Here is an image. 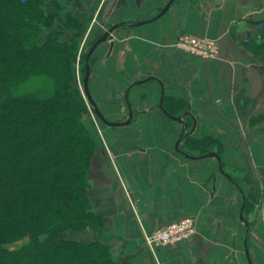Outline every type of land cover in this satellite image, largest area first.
Returning <instances> with one entry per match:
<instances>
[{"label": "crops", "instance_id": "0c3cea01", "mask_svg": "<svg viewBox=\"0 0 264 264\" xmlns=\"http://www.w3.org/2000/svg\"><path fill=\"white\" fill-rule=\"evenodd\" d=\"M169 1L114 0L110 27L118 28L92 53L88 86L105 120L124 123L132 112L124 125L84 119L96 143L93 210L105 218L112 255L128 264H264V219L250 227L240 218L245 192L216 158L175 150L182 126L158 106L184 102L183 136L217 141L223 170L257 176L264 209V59L245 43L264 20V0H174L153 19ZM182 34L217 40L218 59L165 47ZM182 139L180 150L191 151ZM183 217L195 220V235L153 254L144 234Z\"/></svg>", "mask_w": 264, "mask_h": 264}, {"label": "trees", "instance_id": "16d2710c", "mask_svg": "<svg viewBox=\"0 0 264 264\" xmlns=\"http://www.w3.org/2000/svg\"><path fill=\"white\" fill-rule=\"evenodd\" d=\"M259 24L254 53H264ZM60 27L44 0H0V264H128L103 241L105 218L88 192L96 143L74 73L81 26ZM82 63L85 73L86 55ZM165 105L171 116L185 112L177 99ZM182 138L198 150L187 155L220 154L211 138ZM86 230L99 237L64 236Z\"/></svg>", "mask_w": 264, "mask_h": 264}, {"label": "rangeland", "instance_id": "374dc122", "mask_svg": "<svg viewBox=\"0 0 264 264\" xmlns=\"http://www.w3.org/2000/svg\"><path fill=\"white\" fill-rule=\"evenodd\" d=\"M100 1L101 0H44V4L46 6V11L48 13L54 14V15L57 13L60 14V17H61V20L63 23V27H60V29L63 28L62 30L66 31V29H68L70 27L72 20H75V19L78 20L80 23V26H81V32L80 33L81 34L79 33V31L78 32L75 31V34H74L75 36L72 34V36H74L73 38L78 36L77 37L78 41H77V45H76V48H77L76 68H75L74 73H75V78H76V83H77L78 89L82 95V98H83V100L86 104V108H87V114L84 116V119L86 120V122H91L96 128H98V126L100 125L99 124L100 120L95 115L93 108L87 102L86 97L84 96V92H83L82 80H83L84 72L82 69H83L84 63H82V59H83V57H85V55L87 54V52L90 49V47L92 46V44L107 30L108 27H110V24L115 20L114 16L112 15L113 14V4L112 3L114 2V0H111V1L106 0L105 3H101ZM68 16H70V17H68ZM58 24L59 23H57L56 25H58ZM56 27H59V26H56ZM71 28H74V27L71 26ZM261 28H262V25L258 24L257 30H259ZM69 36H71V33L69 34ZM260 39H261V36L258 34V31H257V34H255L254 39H250L247 36L245 43L251 49L252 46H251L250 42L251 41H258ZM165 47L166 48H172V47H170V44H167ZM172 49H174V48H172ZM255 54L259 55L262 59H264V56H263L264 53L263 52H255ZM100 56H101V54L97 52L96 58H100ZM89 60H90V62H89L90 67H93V65L95 64V61H96L95 55L92 54L90 56ZM89 91H90L91 97L93 98L90 88H89ZM181 108L184 109V106ZM178 117H180V116H178ZM190 138L195 139L194 137H190ZM199 140H203V139H199ZM184 145H186V146H183L184 149L190 148L192 153H196L198 151L196 148H195L196 151L195 150L193 151V149L191 147L192 144L189 140L185 141ZM214 146H215L214 147L215 150H218L220 153V151H221L220 144L217 142V144ZM225 171L230 173L232 176H234V178L238 181V185L241 186L245 192V201H244L245 208L242 212L243 213L242 218L250 221L249 222L250 227L253 226V224L256 222V220H258L260 218L264 219V216H263L264 215V209L262 207V203H263L262 197L263 196H262L261 180L257 176L247 172L244 168H242L240 166L237 167V166L228 165L225 167ZM88 180H89V184H90V177ZM90 186H91V184H90ZM88 192H90V188H89ZM241 203L243 204V201H241ZM92 209H93V205H92ZM194 222H195V220H194ZM90 232H92V231L86 230V231L78 233V234L75 233V236H72L69 233L65 234L64 236L67 238H80V239H83L85 241L94 240V239L99 237L98 234L93 232L94 235H92L93 233L91 234ZM103 233H102V237L104 236ZM195 233H196V223H195V231H194V234L192 235V237L195 235ZM103 241L106 244H108L107 240L104 237H103ZM236 242H232L230 244V250L240 252V247ZM110 252H111V250H110Z\"/></svg>", "mask_w": 264, "mask_h": 264}, {"label": "built area", "instance_id": "2783aa9c", "mask_svg": "<svg viewBox=\"0 0 264 264\" xmlns=\"http://www.w3.org/2000/svg\"><path fill=\"white\" fill-rule=\"evenodd\" d=\"M170 47L185 54L202 60H216L219 57V44L215 39L191 34L180 35ZM195 231V222L191 217H183L157 227L150 233L144 234V242L150 251L176 245L189 240Z\"/></svg>", "mask_w": 264, "mask_h": 264}, {"label": "water", "instance_id": "95a60500", "mask_svg": "<svg viewBox=\"0 0 264 264\" xmlns=\"http://www.w3.org/2000/svg\"><path fill=\"white\" fill-rule=\"evenodd\" d=\"M174 0H170L166 6L163 8V10H161L160 14L158 16H156L155 18L153 19H156L157 17H159L160 15H162L170 6V4L173 2ZM151 19V20H153ZM149 20V21H151ZM118 25H113L111 26L108 30H106L93 44L92 46L90 47V49L88 50L87 54H86V65H85V73H84V76H83V80H82V85H83V92H84V96L86 97V100L87 102L89 103V105L93 108V111L95 113V115L99 118V120L101 122H103L104 124H107V125H110V126H117V125H124V124H127L131 117H132V112L131 110H129V120H127L126 122L124 123H111V122H108L105 120V118L103 117V115L101 114V112L99 111L96 103L94 102V100L92 99L91 97V94H90V91H89V86H88V81H89V75H90V65L88 63V60L90 59V56L92 55V53L95 51V49L102 43H105L107 41H110L112 39V32L118 28ZM112 42L110 43V50L112 48ZM159 108L163 110V112L166 114V116H168L170 119H172L173 121L181 124L182 126V129H181V132H180V135H179V138L178 140L176 141V144H175V150L178 151L179 153L183 154L185 157L187 158H191V159H196L198 157H192V156H189L187 154H185L182 150H180L179 148V143H180V140L182 139L184 133H185V130H186V124L184 123L183 121V116L184 115H187L188 112H185L182 116L180 117H175V116H171L170 114H168L162 107V98L160 99V102H159ZM201 157H214L217 159V161L219 162V172L221 174H223L224 176H226L228 179L231 180V177L226 174L224 171H223V166L221 164V160H220V157L214 153V152H210V153H207ZM237 185V184H236ZM242 193V201H243V204H242V207H241V213H240V218H242V211H243V208H244V201H245V196ZM246 249V248H245ZM247 252V250H245ZM248 263H250V260L248 258Z\"/></svg>", "mask_w": 264, "mask_h": 264}]
</instances>
